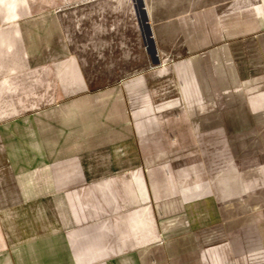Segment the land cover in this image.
Returning <instances> with one entry per match:
<instances>
[{"label": "rangeland", "instance_id": "rangeland-1", "mask_svg": "<svg viewBox=\"0 0 264 264\" xmlns=\"http://www.w3.org/2000/svg\"><path fill=\"white\" fill-rule=\"evenodd\" d=\"M261 2L0 0V79L47 78L40 96H29L27 101L28 105L37 101L42 110L57 85L53 106L57 111L52 115L57 112L61 124L75 128V140L107 143L125 132L141 144L144 164L139 170L155 219L135 241L139 247L135 253L146 247L154 258L149 264H213L219 255V264H264V123L252 122L241 113L252 98L264 95V89L250 90L234 106L225 105L223 96H218L219 109L206 107L204 126L185 119L193 106L189 108V100L184 101L179 92L187 82L185 69L192 65L195 87L203 90L205 101L211 98L199 77L206 51H228L238 59V72L247 73L246 85L248 74L258 71L249 67L254 63L248 55L264 53V19L259 29L249 30V18L242 13ZM78 99L85 106H80L82 113L73 114L71 104ZM149 106L155 113L167 111L157 113L155 120L144 112ZM86 125L89 131L83 139L78 129ZM220 172L235 175L238 190L231 200H217L223 187L214 178ZM152 182L169 195L160 194L165 202L181 197L173 184L182 182L192 189L198 182L201 188L182 197L183 204L172 214L159 215ZM115 191L117 200L96 198L97 207L105 202L108 211L100 224H111L112 230L86 234L91 242L115 243L120 226L123 229L119 216L128 219L130 208L141 209L139 202L130 200L127 188ZM117 201L123 207L120 215H116ZM246 207L252 215L246 214ZM75 208L82 210L80 223L97 226L93 212L89 217L91 208L80 203ZM172 224L171 230H164ZM255 249L258 254L253 259L249 251Z\"/></svg>", "mask_w": 264, "mask_h": 264}, {"label": "crops", "instance_id": "crops-1", "mask_svg": "<svg viewBox=\"0 0 264 264\" xmlns=\"http://www.w3.org/2000/svg\"><path fill=\"white\" fill-rule=\"evenodd\" d=\"M242 14L249 18V30L259 29L264 19V0L260 7ZM201 58L205 60L200 63L199 77L206 83L204 89L211 98L204 100L203 90L195 87L197 75L192 65H188L185 69L187 82L179 89L183 100H189V108L193 106L185 114L186 120H198L204 126L206 107L214 106L215 111L219 109L218 96H223L225 105L234 106L239 105L240 99L250 90L257 93L264 89V53L248 55L254 63L249 67L258 71L248 74L246 85L243 80H246L247 73L238 72L239 60L232 59L228 51L221 54L219 51H206ZM46 82L47 78L39 82L29 78L19 82L7 77L0 79V264H149L154 258L150 257L146 247L141 246L135 253L139 249L135 241H139L142 233L146 232L147 223L152 224L155 219L145 176L139 170L144 164L141 144L125 132L107 143L88 141V125L78 129L83 132V139H87L75 140V128L69 129L61 124L57 112L52 115L57 111L55 107L53 109L58 99V92L54 93L57 85L52 89L50 99L44 100L48 104L46 109L38 108L37 101L28 105L29 96H40L39 88ZM66 87L64 84L65 91ZM71 106L75 114L82 113L80 106L85 104L81 105L78 99ZM32 108L38 110L31 111ZM172 108L168 107L169 110ZM165 111L167 109L157 113ZM144 112L157 120L153 107H146ZM241 113L252 122L264 123V95L252 98ZM159 122L156 121V125L160 126ZM214 180L223 187L217 193L218 201L231 200L237 193L238 184L233 172H220ZM199 184L193 183L192 189L182 182L178 186L173 184V189L179 187L181 197L165 202L160 195L165 191L161 192L152 182L159 215L164 212L172 214L175 207L183 204L182 197H187L189 191L200 190ZM122 187L127 188L130 200L139 202L141 209L136 212L130 208L131 218L128 219L124 215L119 216L123 229L120 226L119 240L115 243L105 240L91 242L86 234L92 231L105 234L107 227L112 230L111 224L102 226L100 222L108 216L107 198L112 196L117 200L115 190ZM165 196L169 198V195ZM97 197L105 199L99 207L95 202ZM77 203L95 209H90L88 214L91 219L98 218L93 222H98L97 226L80 223L83 215L81 209L75 208ZM116 207L119 211L116 215H120L122 204L117 201ZM244 210L248 215L253 214L249 207ZM260 210L256 211L261 213ZM172 226L164 230H171ZM160 248L164 249L163 244ZM257 254V249L249 251L253 259ZM220 262L219 255L213 264Z\"/></svg>", "mask_w": 264, "mask_h": 264}, {"label": "water", "instance_id": "water-1", "mask_svg": "<svg viewBox=\"0 0 264 264\" xmlns=\"http://www.w3.org/2000/svg\"><path fill=\"white\" fill-rule=\"evenodd\" d=\"M153 54L155 55V50H153Z\"/></svg>", "mask_w": 264, "mask_h": 264}, {"label": "bare ground", "instance_id": "bare-ground-1", "mask_svg": "<svg viewBox=\"0 0 264 264\" xmlns=\"http://www.w3.org/2000/svg\"><path fill=\"white\" fill-rule=\"evenodd\" d=\"M122 2V1H121Z\"/></svg>", "mask_w": 264, "mask_h": 264}]
</instances>
